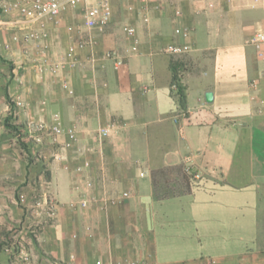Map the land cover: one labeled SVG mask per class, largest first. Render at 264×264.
<instances>
[{
  "label": "crops",
  "instance_id": "crops-1",
  "mask_svg": "<svg viewBox=\"0 0 264 264\" xmlns=\"http://www.w3.org/2000/svg\"><path fill=\"white\" fill-rule=\"evenodd\" d=\"M110 3L103 29L71 26L68 9L28 43L19 14L2 17L0 264H264V84L249 88L264 47L248 44L264 0ZM39 123L64 132L53 143Z\"/></svg>",
  "mask_w": 264,
  "mask_h": 264
},
{
  "label": "built area",
  "instance_id": "built-area-1",
  "mask_svg": "<svg viewBox=\"0 0 264 264\" xmlns=\"http://www.w3.org/2000/svg\"><path fill=\"white\" fill-rule=\"evenodd\" d=\"M141 1L143 3H147L148 0ZM79 6L82 7L83 10V25L87 30L103 29L111 22L112 6L110 0H15V2L10 6L0 4V26L5 24L2 17L15 11L21 17L20 25L23 24L22 30L25 31L23 34V41L25 43L37 41L41 37H44L45 34L34 30L32 26H39L42 29L45 21L58 24L60 16L64 11L68 9H75ZM123 32L128 38L133 40L134 44H136V32L133 27L126 26L123 28ZM175 33L180 34L183 38H187L189 36V32L187 30L176 29ZM19 39L20 38L17 35L13 37L14 41H19ZM248 44L253 46L257 51H260L261 48L264 47V9L260 28L253 34V36H251L248 40ZM84 45L85 43H79L78 48H82ZM132 50H135V47H133ZM74 51L75 48L70 46L66 53V58H70L72 60L71 66H74ZM190 51L191 47L186 43H171L164 48V52L172 56H181L189 53ZM63 59L64 58L60 59L50 67V71L52 73H55L62 68L64 64ZM104 59L111 60L115 69H118L123 65V60L116 50L106 52L104 54ZM261 84H264V71L249 83V88L252 92H255ZM62 87L68 94H72V91L68 88L67 84H63ZM253 99L254 98L252 96V100ZM34 129L35 131L47 135L53 143H55L58 136L64 132V130L58 126L48 127L44 123L36 124ZM112 130L113 125L99 129V140L108 137ZM69 147L70 144L63 146L64 149ZM124 196L126 197L127 194H124ZM20 198L22 197L20 196ZM42 205L45 206L48 217L53 218L55 214V203L44 197L41 201H37L35 204L36 208H41ZM81 205L84 207L86 203L82 202ZM10 249L11 248H8L7 251ZM22 258L24 261L28 260L27 255H23ZM117 264L137 263L125 261Z\"/></svg>",
  "mask_w": 264,
  "mask_h": 264
},
{
  "label": "trees",
  "instance_id": "trees-1",
  "mask_svg": "<svg viewBox=\"0 0 264 264\" xmlns=\"http://www.w3.org/2000/svg\"><path fill=\"white\" fill-rule=\"evenodd\" d=\"M172 83L176 87L177 94H178L179 99H180V103L183 106L184 102H185V93H184L183 88L181 87V85L178 82L177 73L175 70L172 73Z\"/></svg>",
  "mask_w": 264,
  "mask_h": 264
},
{
  "label": "rangeland",
  "instance_id": "rangeland-1",
  "mask_svg": "<svg viewBox=\"0 0 264 264\" xmlns=\"http://www.w3.org/2000/svg\"><path fill=\"white\" fill-rule=\"evenodd\" d=\"M72 18H73V23L71 26H80L82 24V15H83V10L82 7L75 8L72 12Z\"/></svg>",
  "mask_w": 264,
  "mask_h": 264
},
{
  "label": "water",
  "instance_id": "water-1",
  "mask_svg": "<svg viewBox=\"0 0 264 264\" xmlns=\"http://www.w3.org/2000/svg\"><path fill=\"white\" fill-rule=\"evenodd\" d=\"M205 100L207 102H211L212 101V94L211 93H206L205 94Z\"/></svg>",
  "mask_w": 264,
  "mask_h": 264
}]
</instances>
